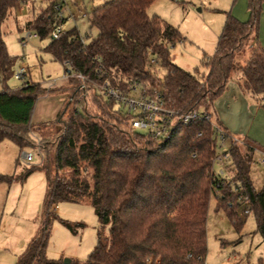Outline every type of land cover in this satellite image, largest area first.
<instances>
[{
    "label": "trees",
    "instance_id": "16d2710c",
    "mask_svg": "<svg viewBox=\"0 0 264 264\" xmlns=\"http://www.w3.org/2000/svg\"><path fill=\"white\" fill-rule=\"evenodd\" d=\"M60 1L44 0L24 27L40 39L49 37ZM154 1L109 0L88 17L97 31L88 43L72 28L45 46L54 60L67 63L68 72L89 80L84 95L82 82L74 77L57 90L46 91L31 81L16 89L7 86L17 58L7 52L2 24L23 0H0V142L39 148L42 155L40 165H30L18 177L0 175V183L25 181L35 171L45 180L36 232L15 264H64L45 255L51 208L59 203L89 204L99 225H109L108 242L98 241L86 264H206L211 193L237 228L243 221L232 206L240 207L238 198L247 196V208L255 211L257 231L264 236V186L256 191L250 178L256 147L248 140L233 141L213 110L229 81H236L244 94L264 97V50L255 43L264 0H248L244 22L225 13L213 55L192 72L172 60L171 47L185 40L181 32L147 14ZM250 42L247 59L236 68ZM103 80L124 94L132 86L144 96L157 91L166 108L201 110L210 121L174 123L160 138L132 129L133 116L99 94L96 85ZM58 89L66 99L57 118L32 128L37 98ZM211 123L228 138L223 177L214 171L218 139Z\"/></svg>",
    "mask_w": 264,
    "mask_h": 264
},
{
    "label": "rangeland",
    "instance_id": "374dc122",
    "mask_svg": "<svg viewBox=\"0 0 264 264\" xmlns=\"http://www.w3.org/2000/svg\"><path fill=\"white\" fill-rule=\"evenodd\" d=\"M74 1L63 2V29L67 31L76 28L84 42L88 43L97 34L96 29L90 28L88 17L94 8L109 0ZM234 2L235 0H155L147 9V14L160 17L181 32L185 40L183 44L177 43L171 50L172 60L181 69L192 72L205 57L213 55L225 22L223 12H231ZM30 3L27 6L19 4L2 24L7 52L17 58L16 66L26 69V81L40 84L46 91L57 90L66 83L67 69L63 63L44 52L50 37L40 39L36 36L24 46L21 43L27 32L34 34L24 27L28 20L27 9L33 6L34 12H37L45 5L44 0H31ZM251 42L245 47L241 58L237 59L236 68L243 66L249 55ZM239 74L237 70L233 74L234 78L237 79ZM21 85L22 82L13 78L7 81L10 89ZM60 90L50 94L45 92L37 98L30 120L32 128L57 118L66 99V94L60 93ZM32 136L35 138L36 134ZM22 153L34 156L31 166L40 163L36 148L28 146L20 149L9 140L0 142V175L18 177L29 168L30 165L21 159ZM250 178L254 188L260 191L264 186V162L256 152L253 153ZM44 190V177L38 171L25 181L17 179L10 184L0 183V264H15L16 255L23 251L30 240L31 234L28 231L33 228L42 211ZM54 207L56 213H52L49 221L50 234L45 252L47 259L58 263H64L68 259L69 264H86L87 257L98 241L108 242L109 225L101 227L93 209L86 203H59ZM232 208L236 211L238 220L243 221L238 228L224 210L218 209L217 195L211 193L206 217L205 263L264 264V236L257 231L255 211L244 215L241 206ZM61 220L71 224L73 230L65 227Z\"/></svg>",
    "mask_w": 264,
    "mask_h": 264
},
{
    "label": "built area",
    "instance_id": "2783aa9c",
    "mask_svg": "<svg viewBox=\"0 0 264 264\" xmlns=\"http://www.w3.org/2000/svg\"><path fill=\"white\" fill-rule=\"evenodd\" d=\"M24 1V0H23ZM64 0H61L58 2L54 9L56 10L55 20L57 23H55L51 33H50V39L52 40H58L63 35V22H64V15H63V5ZM72 3H74V0H71ZM37 35L31 34L30 32H27L25 37L22 38L21 43L22 45H26L28 41L35 38ZM173 49V47H171ZM151 64L154 63L152 60L150 62ZM63 66L66 68L67 63L64 62ZM101 69L99 68L97 73H99ZM101 72V71H100ZM100 74V73H99ZM27 77L26 69L23 67L15 66L13 71V79L22 82L24 84L27 82L25 79ZM66 80L68 78H77L82 82V90L83 94L86 95L90 89L89 80L81 75V74H71L70 72L66 71L65 74ZM99 79L101 78V75L98 76ZM55 82L53 81V84ZM97 90L99 94L107 101H114L117 105L121 106L123 110L132 115L133 118L131 120V127L132 129L139 130L142 132H145L147 134H151L157 138L162 137L169 125H173L174 123H181L184 125L198 122L200 120H206L210 121L209 117L206 113L202 112L201 110H193L189 112H180L176 110H171L165 107L162 99L160 98L157 91H153L151 96H144L142 95L137 88L132 86L130 92L128 94H124L117 90L116 88L110 86V84L107 81H101L97 85ZM212 127L215 129L217 134V146L218 149L224 150L222 152H219L218 155L214 158L213 164H214V171L217 175L225 176V164L226 161L229 158L228 153V138L226 137V134L224 131L211 123ZM232 137V136H231ZM37 140V138L35 137ZM233 141L239 142L240 140L233 138ZM37 153L39 156V162H42V155L39 151V148L37 149ZM21 159L25 162L27 165H31L34 162V156L30 153H22ZM261 161L264 162V153L262 154ZM39 163V164H40ZM238 200L242 203V211L244 215H247L250 213V210L247 208L251 201L247 196H240ZM51 212H55V208H51Z\"/></svg>",
    "mask_w": 264,
    "mask_h": 264
},
{
    "label": "crops",
    "instance_id": "0c3cea01",
    "mask_svg": "<svg viewBox=\"0 0 264 264\" xmlns=\"http://www.w3.org/2000/svg\"><path fill=\"white\" fill-rule=\"evenodd\" d=\"M30 2L31 0H24L22 4H25L26 6L27 4L31 5ZM247 4L248 0H240L239 3L235 0L230 13L239 21L244 22L248 20L249 12ZM33 13V6H30V8L27 9L28 20ZM223 14H225V12H223ZM255 43L264 50V7L260 15L259 32L255 39ZM213 110L218 121L233 138L240 140V142L248 140L254 144L256 147L255 152L258 153L259 158L261 159L262 154L264 153V97L253 98L250 95L244 94L236 81H229L226 85L225 91L214 101ZM54 213H56V208ZM38 218L39 217H37V219L35 218L36 221L33 228L28 231V233L31 234V238L36 232ZM20 254L16 255L15 259H17Z\"/></svg>",
    "mask_w": 264,
    "mask_h": 264
},
{
    "label": "water",
    "instance_id": "95a60500",
    "mask_svg": "<svg viewBox=\"0 0 264 264\" xmlns=\"http://www.w3.org/2000/svg\"><path fill=\"white\" fill-rule=\"evenodd\" d=\"M69 263H70V260H68V259L64 260V264H69Z\"/></svg>",
    "mask_w": 264,
    "mask_h": 264
}]
</instances>
